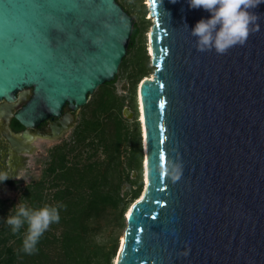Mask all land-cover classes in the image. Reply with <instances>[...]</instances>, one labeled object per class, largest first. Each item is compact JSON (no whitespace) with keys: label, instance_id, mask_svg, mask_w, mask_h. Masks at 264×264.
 <instances>
[{"label":"water","instance_id":"obj_1","mask_svg":"<svg viewBox=\"0 0 264 264\" xmlns=\"http://www.w3.org/2000/svg\"><path fill=\"white\" fill-rule=\"evenodd\" d=\"M148 1L145 181L112 264H264V3L250 9L259 31L218 55L190 34L209 12ZM134 21L117 0H0V100L31 89L14 114L26 128L78 110L117 75Z\"/></svg>","mask_w":264,"mask_h":264},{"label":"trees","instance_id":"obj_2","mask_svg":"<svg viewBox=\"0 0 264 264\" xmlns=\"http://www.w3.org/2000/svg\"><path fill=\"white\" fill-rule=\"evenodd\" d=\"M117 1L131 15L133 5L143 7L140 16H135L127 54L119 66L127 72V92H117L118 75L98 86L83 106L70 139L49 149L39 178L23 187L14 186L19 190L15 199L0 198V264H112L115 258L120 234L108 243L96 241L95 234L101 229L100 220L110 212L123 227L128 205L143 189L136 90L154 69L144 37L151 25L144 3L130 0L133 5L129 6ZM125 106L132 118L124 116ZM20 200L33 209L65 206L59 209V222L44 233L32 255L21 251L27 225L13 234L5 223Z\"/></svg>","mask_w":264,"mask_h":264},{"label":"clouds","instance_id":"obj_3","mask_svg":"<svg viewBox=\"0 0 264 264\" xmlns=\"http://www.w3.org/2000/svg\"><path fill=\"white\" fill-rule=\"evenodd\" d=\"M176 3L177 0H171ZM192 9H204L211 14L210 19H201L190 31L196 38L195 47L198 52L215 51L218 55H226L228 51L239 45L244 46L250 34L259 31V17L250 9L256 8L264 0H188ZM10 179L6 171H0V183ZM15 179H19L16 177ZM64 205H44L33 209L20 200L9 211L5 223L13 234L27 225L22 241L21 251L32 255L38 251L37 244L41 237L54 223L60 220L59 209Z\"/></svg>","mask_w":264,"mask_h":264},{"label":"flooded vegetation","instance_id":"obj_4","mask_svg":"<svg viewBox=\"0 0 264 264\" xmlns=\"http://www.w3.org/2000/svg\"><path fill=\"white\" fill-rule=\"evenodd\" d=\"M31 92L30 88H23L16 92L14 101L0 100V171H6L10 177L0 183V190H5V187L22 186L19 181L20 171L31 154L26 151V148L32 147V152H34L36 148L34 142L37 139L59 140V142L68 140L64 135L68 131L71 135L82 112L80 107L78 110H72L67 104H64L59 116H50L34 127L26 128L14 118V114L26 105ZM89 100L90 95L87 102ZM23 134H26V137ZM11 139H15L17 145L12 144ZM16 177L19 179H15ZM11 181L14 183L11 184Z\"/></svg>","mask_w":264,"mask_h":264},{"label":"rangeland","instance_id":"obj_5","mask_svg":"<svg viewBox=\"0 0 264 264\" xmlns=\"http://www.w3.org/2000/svg\"><path fill=\"white\" fill-rule=\"evenodd\" d=\"M147 2H148V0H142V3H144L145 9H146L145 18L148 19L150 21V23H152L153 19L150 16V11H149V7H148L149 4ZM124 3L128 4L129 6L133 5V3L131 4L130 0H124ZM142 10H143V7L140 5V3H137V4L132 6L131 12H132V15L135 17V16H140ZM149 29H150V26H148L147 31L145 32V35H144L145 41H146V49H147L148 53H150V51H149L150 46L148 44L149 42H148V35H147L149 32ZM149 57H150V65H151V55L150 54H149ZM119 72H120V74H119ZM126 73L127 72H125V71L121 72L120 69L117 73L118 78L115 82V86H116L117 92L120 94L121 93L124 94L127 92L128 84H127V80H126ZM151 74L152 73H150L148 77H150ZM138 85H137V88H138ZM95 91L90 95V99L95 94ZM80 109L83 110V106H81ZM132 116H133V113L131 112V115H129V118H132ZM139 125H140V123H139ZM68 134H69V131L67 133H65L64 136H66V138L69 140L70 134L69 135ZM34 143H35L36 148H35L34 152H32L29 155V159L27 160L26 164L24 165V167L20 171L21 175H20L19 181L21 182V185H22L21 187H23L24 185L28 184L29 182L39 178L41 171L45 166V161H46V157L48 155L49 149L52 146H54L55 144L59 143V140L37 139ZM142 174H143V170H142L141 175ZM134 176H136V173ZM142 185L144 187V177L143 176H142ZM18 193H19V190L16 188L5 187V190H0V198H2V199H15L18 196ZM125 224H126V220H125ZM100 226H101V229L95 234L96 241L106 242V243H108L109 241L112 242V238L116 234H120V237L118 239V249H117V252H118L119 251V242H120V239L123 237L125 225L123 227H120L119 224L117 223L114 212H110L108 215H106L105 217H103V219L100 220ZM117 252H116L115 257L117 256Z\"/></svg>","mask_w":264,"mask_h":264},{"label":"bare ground","instance_id":"obj_6","mask_svg":"<svg viewBox=\"0 0 264 264\" xmlns=\"http://www.w3.org/2000/svg\"><path fill=\"white\" fill-rule=\"evenodd\" d=\"M149 4V1L147 2ZM149 51L151 52V48L149 47ZM139 107H140V110H141V104L139 103ZM140 118L142 119L141 115H140ZM142 133H143V129H142ZM143 165L145 164V158H143ZM143 177H144V181H145V165L143 166ZM129 208H127L126 212H125V215L128 214L129 212ZM122 243H123V237L120 239V242H119V250L122 246ZM117 259V256L114 258V261Z\"/></svg>","mask_w":264,"mask_h":264},{"label":"snow or ice","instance_id":"obj_7","mask_svg":"<svg viewBox=\"0 0 264 264\" xmlns=\"http://www.w3.org/2000/svg\"><path fill=\"white\" fill-rule=\"evenodd\" d=\"M160 107L163 108V103H161ZM161 158H162V156H161Z\"/></svg>","mask_w":264,"mask_h":264}]
</instances>
